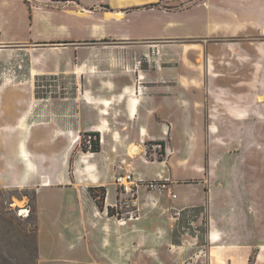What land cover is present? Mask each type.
Wrapping results in <instances>:
<instances>
[{
  "label": "crops",
  "instance_id": "crops-1",
  "mask_svg": "<svg viewBox=\"0 0 264 264\" xmlns=\"http://www.w3.org/2000/svg\"><path fill=\"white\" fill-rule=\"evenodd\" d=\"M6 2L0 0V36L4 34L8 39L5 27L10 26L14 19L5 8ZM185 2L170 4L174 7H164L162 3L169 4L166 0H142L133 6H127L122 0L116 5L107 2V7L99 6L98 9L96 6L94 9L102 11L104 26L111 23L116 27L113 34L105 33L102 28L103 35L96 36L98 39L75 40L61 35L56 40L27 41L36 46L28 49L30 76L71 75L75 81L74 95L68 98L70 100L34 96L23 113H19L22 101L6 107V122L0 130L8 134L7 139L13 143L4 166L9 175L6 179L3 167L0 168V186L7 184L36 191L52 187L81 188L85 201H90L93 216L90 221L93 225L96 224L94 217L103 221L100 245L107 246L110 238H114L119 246L127 249L130 245L126 237L128 221L107 212L117 200L114 177L124 170L133 173L137 170L132 163L127 166L125 160L128 156L133 158L130 156L133 146L141 152L136 142L164 140L167 142L165 159L148 161L143 157L141 163L155 168V178H169V189L179 192L178 196L176 193H173L175 197L171 195L175 203L164 195L171 209L204 208L206 231L199 264H264V164L249 159L248 164L234 165L237 171L225 184L223 179L227 177L224 178L223 174L232 171L230 166L233 165L223 164L225 148L219 143L227 137L238 138V127L244 118L247 117L245 124L249 125L255 123L257 114L264 115V100L258 103L263 97L259 96V101L256 97L257 92L264 94V90L254 84L257 71L255 48L247 43L243 47L245 53L241 54L231 43H189L191 39L207 37L209 33L239 34L242 29L256 27L255 23H261L260 27L264 29V0H233L232 14L225 13L227 0H202L197 6L205 15L199 18L190 15L189 19H182L175 13L192 9ZM29 3L32 10L29 19H32L28 25L31 28L39 23L41 2L32 0ZM44 4L59 7L62 3L60 0H44ZM134 11H144L150 21L148 24L154 25L157 31L135 36V32L127 27L128 17ZM22 21L21 26L24 21L29 22L28 19ZM199 22L201 34L191 30L194 26L198 29ZM181 26H189L190 30L183 34L173 32ZM80 42H90V45ZM137 43L141 45L144 57H148L144 60L151 66L149 76L142 68L124 70L117 66V61L130 63L133 60L121 51ZM98 47L104 53L98 54ZM155 51L157 54L151 53ZM48 52L59 55L62 62L53 68L38 66ZM262 56L264 61V53L259 58ZM102 60L109 66L100 69L97 62ZM162 61L170 69L167 75L160 73ZM34 108L39 109L38 115L34 112L33 116ZM44 108L48 110L49 121L32 122L37 116L43 117L41 110ZM257 108L260 111L257 112ZM178 126H181L180 130ZM232 126L237 130L236 137ZM83 133L98 134L101 144L94 154L102 153L106 158L105 163L96 166V171L99 168L102 171L93 173L92 179L90 176L82 178L91 172L87 168L91 164L89 157L82 161L77 154L70 165V157L78 151V136ZM32 138L37 139L35 146L41 148L43 144L51 146L57 141V149L43 153L41 148H31L29 141ZM182 139L187 146L178 152L179 148L172 146L171 141ZM248 155L256 158L261 153L253 150ZM173 167L181 175L173 176ZM134 175L142 178L140 173ZM186 180L192 183H185ZM227 183L230 187H226ZM88 186L106 189L102 209H99L95 197L87 195L85 187ZM139 199L142 206H149L159 197L155 193H144ZM34 206L37 264H43L41 261L59 264V256L49 258L41 254L42 258L38 260V249L43 254L46 251L59 253V231L50 230L37 237L36 200ZM45 206L51 223H59V201ZM83 209L80 211L84 213L86 209ZM143 218L146 225L132 224L135 229L131 230L138 233L136 242L141 252L137 262L145 264L141 259L144 256L149 257L152 264H157L156 259L164 261L168 247L173 245L167 241L165 245L160 242L156 230L158 221L148 214L134 222ZM111 225L114 227L112 235ZM49 235L52 237L50 240ZM145 251L153 254H145ZM109 264H124V260L109 258Z\"/></svg>",
  "mask_w": 264,
  "mask_h": 264
},
{
  "label": "rangeland",
  "instance_id": "rangeland-1",
  "mask_svg": "<svg viewBox=\"0 0 264 264\" xmlns=\"http://www.w3.org/2000/svg\"><path fill=\"white\" fill-rule=\"evenodd\" d=\"M39 1L41 2V4L39 3L41 6V14L39 15L40 20L39 23L31 28L28 24L31 23L32 19H29L32 14L29 2H32V0H7L6 2L5 8L13 15L12 17L14 20L10 26L5 27V32L10 38L5 39L6 36L4 34L0 36V107H2L0 112L3 111L0 113V126L4 125L6 122V107L9 105L12 106L13 103L17 101L23 102V105H21L19 110V113H23L27 107L28 101L32 100V97L34 96L36 98L56 100L67 98L66 100H70L68 98H71L74 95L73 87L75 81L71 75L56 74L37 77L30 76L28 49L36 46H33L35 44H31L27 41L56 40L59 39V36L61 35L75 40H92L98 39L96 36L98 37L101 35L103 32L102 28L105 33L109 34H113L114 32L112 31L116 29L111 23H107V25L104 26L105 23H102L103 21L101 20L102 11L96 10L94 7H107V2L116 5L120 0H60V3L62 4L59 5V7L44 4V0ZM122 1L123 3L126 2L127 6H133L136 2L142 0ZM166 1H168L169 4L166 5L165 3H162L164 7H174V5L170 4H179L186 1L185 5L192 9L175 13V16L181 17L182 19L184 17L189 19L190 15L192 18H199L200 15H205V13L197 6L201 4L200 2H202V0ZM232 4L233 0H227L226 6L228 7V10L226 9L225 13L232 14ZM86 9H88V11H86ZM98 9H100V7ZM86 12L90 15H87ZM140 12H132L127 20V27L135 32V36L140 33L151 34L154 31H157L154 25L148 24L150 21L148 20L149 18L147 14L143 13L144 11L142 13ZM23 19H28L29 22L26 23L24 21V25L21 26L20 22H23ZM200 24L201 23L199 22L198 29L194 26L191 30L201 34L202 31L200 29ZM255 24H257L256 27L253 26L242 29L239 34H232L233 32H229L230 35L209 33L207 37H196L188 41L189 43H198L200 41L203 43H205V41L208 43H231L237 47L241 54L245 53L243 47L249 43L251 47L255 48V54L257 55V71L254 84L257 88L262 87L264 90V71H262L264 70V61L262 59L263 56L261 59L259 58V55H263L264 53V29L260 27L261 23ZM61 27H63L64 30H61ZM96 30H98V32ZM189 30V26H181L176 28L173 32L176 34H183L185 31L188 32ZM65 32H67L68 35H64ZM80 43L90 45L88 44L90 42ZM141 50L142 47L139 43L126 47V49L121 52L127 57H133V60L130 63L127 61H117V66L124 70H130L132 67L142 68L148 73V76L151 75V71L149 70L151 66L148 65V61H145L148 57H144V53L141 52ZM97 51L98 54L104 53L100 47H98ZM151 53L155 54L156 51ZM60 61L59 55H54L48 52L45 57L40 59L38 66L43 68H53L54 65L59 64ZM97 64L100 66V69L109 66L108 62L104 60L98 61ZM162 64L163 65L160 66V73L167 75L170 69L165 61H162ZM227 66L231 65L227 64ZM259 96H262V99L264 100L263 93L261 94L257 92L256 97L258 101L261 100L260 98L258 99ZM263 100L257 102L260 104ZM38 111V108H34L32 110L33 116H35L34 112H37L38 115ZM41 111L44 112L43 117L37 116L32 122L48 120L47 108H44ZM258 111H260V109L257 108V112ZM254 120V124L251 123L246 125L245 122L247 121V117L243 119L244 122L238 127V138L233 140L230 139V137H227L224 141H219V143L225 148L223 153L226 155L222 159V161L225 162L223 164L233 165V167L230 166L232 168L230 169L232 171L229 172L230 176H227L229 173L223 174L224 178L227 177V179H223L225 184L226 182L231 181L230 177L237 171L234 165L248 164L249 159L256 160L255 163L264 164V115L257 114ZM166 126L169 127L167 124ZM178 127L180 130L181 126ZM182 127L185 128V126ZM232 132L233 136L236 137L237 130L235 126H232ZM7 138H9L8 134L2 133L0 130V168L2 169L3 167V175L6 179L8 178L9 173L4 169V166H6L5 164L8 159V150L12 147L11 143H13V141H9ZM91 141L98 142L100 148L101 142L99 137L96 138L92 133L80 134L77 142L78 151L70 157V165L77 154L81 156L80 160L82 161H86L88 157L91 159V164L87 165L89 166L87 168H89L91 172L86 176H83V179H86L85 177L87 176H90L92 179L93 173L95 174L102 171V168H99V170L96 171V166L99 167V165L106 161V158L102 153L95 155V152L91 151V146L93 144ZM56 142L57 141L54 142L55 145L51 146L43 144L41 148L39 145L35 146L37 139L32 138L29 141V145L31 148L38 147L39 149L41 148L40 151L43 153H48L57 149ZM166 143L167 142L164 140L144 141V143L136 142V144L140 146L141 152L133 158H130L129 156L126 157L125 160L127 161V166L132 163L135 169H137L134 174L137 176V174L140 173L144 180L158 179L154 177L155 168L145 167L142 163L144 159L148 161H162L165 159L164 155L167 152ZM171 145L179 148V152L180 150H185L187 142L183 139L179 141L175 140L174 142L171 141ZM253 150L259 151L261 156L256 158L250 157L248 154H252ZM86 154L87 157H85ZM193 158L197 159V157ZM165 164H167V162ZM128 172L129 171L124 170L118 174H125ZM171 172L173 176L181 175L178 173L176 167H173ZM80 174H85V172ZM167 174L169 175V170H167ZM90 178L89 180L92 181ZM167 179V184L170 185L171 181L169 178ZM185 183L192 182L186 180ZM226 187H230V185L227 183ZM169 188L170 187H168L166 191L162 190L160 192L158 190L148 191L141 188L139 190V197L144 195V193H155L159 197L157 201L154 200L149 206H142V202H138V208L134 206H126L120 202V199L124 198L123 200H125L126 197L123 195H117V200H115L113 205L108 207L109 209L107 212L109 215H117L119 218L122 217L128 221L126 237L129 240L130 245L127 249H124L123 246H119V244L114 241V238H110V243L107 244V246L100 245V230L103 221L98 217H94L96 224L93 225L90 221L93 219V216L90 213V201H85V196L81 192V188L71 187L66 189L59 187V189H57L52 187L39 188L36 191L34 188H17L7 184L0 186V264H37L34 200H36L37 203V237L43 233L47 234L50 230L51 232L59 231V253L46 251L43 254L40 253V250L38 249V260L39 258H42V255H45L49 258L59 256V264H109V258L124 260V264H141L137 262V257L140 256L141 252L139 250L140 245L136 242L138 233H134L131 230L135 229L132 224L139 225L140 227L146 225V220L144 218L139 219L136 222L134 221L137 218H141V216L144 217V215L147 216L148 214L151 218L158 221L156 230L158 231L157 235L159 236L160 242L165 245L167 241V243L173 245L168 247L169 251L167 250L168 253L167 255L165 254L163 258L164 261L162 260L159 262V260L156 259L157 264H199V256H201L200 249L204 243L206 231L205 210L199 206H197V208L187 207L185 209H171L168 206L167 199L171 200L172 203H175V198L172 197L175 193L178 196L179 192L176 190L174 193ZM85 190L87 195L96 198V203L99 209H102L105 204V197L107 196L106 189L88 186L85 187ZM164 195L167 199H165ZM57 201H59V223L52 224L50 213L45 205L47 204V206H51ZM194 201H198L197 198H194ZM18 202L23 203V207L14 205ZM83 208L86 209L84 213L80 211V209ZM110 229V235H112L114 233V227L111 225ZM122 231H124V229H122ZM50 238L52 239L49 235L48 240H50ZM162 250L164 251V249ZM145 254L153 253L152 251H145ZM141 259L146 262L145 264H152V260L149 257L141 256ZM41 262L43 264H48L44 261Z\"/></svg>",
  "mask_w": 264,
  "mask_h": 264
},
{
  "label": "built area",
  "instance_id": "built-area-1",
  "mask_svg": "<svg viewBox=\"0 0 264 264\" xmlns=\"http://www.w3.org/2000/svg\"><path fill=\"white\" fill-rule=\"evenodd\" d=\"M167 178H158L156 180H144L140 177H135L133 172H128L125 174H117L114 177V183L116 184V191L118 196L126 197L120 199L121 204H125L130 207H137L139 199V190H162L168 189ZM175 197V195H173ZM138 208V207H137Z\"/></svg>",
  "mask_w": 264,
  "mask_h": 264
},
{
  "label": "trees",
  "instance_id": "trees-1",
  "mask_svg": "<svg viewBox=\"0 0 264 264\" xmlns=\"http://www.w3.org/2000/svg\"><path fill=\"white\" fill-rule=\"evenodd\" d=\"M92 135L95 136L96 138H98V134L97 133H92ZM91 143H93L92 146H91V149H92L91 151L92 152L99 151V144H98V142H96V141L95 142H92L91 141ZM199 207L202 208V209H204L202 206H199ZM195 208H197V207H195ZM34 219H35V211H34Z\"/></svg>",
  "mask_w": 264,
  "mask_h": 264
},
{
  "label": "bare ground",
  "instance_id": "bare-ground-1",
  "mask_svg": "<svg viewBox=\"0 0 264 264\" xmlns=\"http://www.w3.org/2000/svg\"><path fill=\"white\" fill-rule=\"evenodd\" d=\"M260 99H261V98H260ZM262 100H263V99H262ZM22 145H23V144H21L20 148L23 147ZM131 150H133V152L131 151V153H130V156H131V157H134V155H137V154L139 153V151H140L139 148L136 147V146H133ZM14 205H19V207H23V203H21V202L15 203ZM23 212H27V211H23Z\"/></svg>",
  "mask_w": 264,
  "mask_h": 264
}]
</instances>
